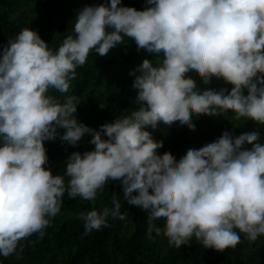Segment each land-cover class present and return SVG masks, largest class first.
I'll list each match as a JSON object with an SVG mask.
<instances>
[{
    "label": "clouds",
    "instance_id": "obj_1",
    "mask_svg": "<svg viewBox=\"0 0 264 264\" xmlns=\"http://www.w3.org/2000/svg\"><path fill=\"white\" fill-rule=\"evenodd\" d=\"M140 10L122 0L86 5L74 34L53 49L32 27L0 52V254L50 224L65 192L94 200L110 179H120L128 203L147 214L146 238L164 235L176 247L193 237L207 248L235 247L241 232L264 234V142L258 130L189 148L178 162L158 156L162 145L149 128L195 130L193 114L232 110L264 124V0H147ZM125 36L156 54L133 69L139 107L123 110L99 129L75 115L79 98L68 93L78 65L91 51L103 56ZM163 54L161 57L159 54ZM138 73V74H137ZM210 84L200 88L189 75ZM247 90V92L245 91ZM60 129L64 131L61 132ZM91 135L94 149L73 151L66 173L54 174L47 140L78 145ZM250 145L251 147H248ZM67 177V179H66ZM113 205L82 212L85 235L124 219L119 194ZM162 222L163 232L154 225ZM239 231H238V230Z\"/></svg>",
    "mask_w": 264,
    "mask_h": 264
},
{
    "label": "trees",
    "instance_id": "obj_2",
    "mask_svg": "<svg viewBox=\"0 0 264 264\" xmlns=\"http://www.w3.org/2000/svg\"><path fill=\"white\" fill-rule=\"evenodd\" d=\"M104 2L0 0V52L9 39L15 38L25 27H32L51 48L58 49L67 35L74 34L78 11L86 5ZM122 4L140 10L149 6L147 0H122ZM159 55L163 56L162 53ZM145 58L156 62L154 52L140 49L134 38L125 36L123 44L114 46L106 55L91 51L86 63L77 66V75L71 78L68 93L50 89V94L61 99L69 94L77 96L79 105L75 115L80 121L99 129L100 125L124 114L123 110L131 111L139 107L136 102L138 90L133 87L135 76L131 72ZM186 78L193 80L200 88L227 87L231 90L233 87L216 77L210 84H204L202 78L195 75L190 74ZM193 121L196 123L195 130L178 125L171 128L160 126L155 130L149 128L153 138L162 145L157 155L167 154L178 162L189 148H199L220 137L225 130L234 135L258 130L260 140L264 142V124L246 117L237 119L232 110L216 116L193 114ZM45 145L49 155L46 167H51L54 174L66 173V160L73 151L84 152L95 147L90 134H86L78 145H72L59 137L45 141ZM114 193L119 194L121 211L127 213L126 217H109L108 225L85 235L80 214L93 208L114 206ZM146 219V213L125 200L120 179H110L98 190L94 200L79 195L74 198L65 192L61 210L50 217L51 222L44 229V235L41 237L36 232L22 238L15 252L8 256L0 254V264H264V234L256 241H250L241 232L238 245L222 251L205 247L195 237L190 243L176 247L164 235L153 236L149 241L146 238ZM154 226L163 232L162 222Z\"/></svg>",
    "mask_w": 264,
    "mask_h": 264
}]
</instances>
